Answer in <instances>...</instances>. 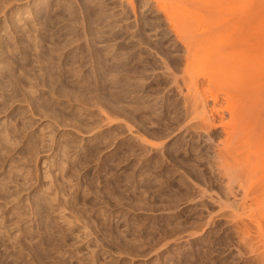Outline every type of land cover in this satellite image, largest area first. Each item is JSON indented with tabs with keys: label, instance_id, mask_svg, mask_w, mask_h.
Wrapping results in <instances>:
<instances>
[{
	"label": "rangeland",
	"instance_id": "374dc122",
	"mask_svg": "<svg viewBox=\"0 0 264 264\" xmlns=\"http://www.w3.org/2000/svg\"><path fill=\"white\" fill-rule=\"evenodd\" d=\"M242 1L0 0V264L231 262L181 77Z\"/></svg>",
	"mask_w": 264,
	"mask_h": 264
},
{
	"label": "bare ground",
	"instance_id": "6f19581e",
	"mask_svg": "<svg viewBox=\"0 0 264 264\" xmlns=\"http://www.w3.org/2000/svg\"><path fill=\"white\" fill-rule=\"evenodd\" d=\"M243 1L196 32L208 42L210 64L196 74L186 64L181 81L197 127L220 128L212 155L225 190L217 199L235 208L228 264H264V0ZM234 48L239 52L231 54Z\"/></svg>",
	"mask_w": 264,
	"mask_h": 264
}]
</instances>
